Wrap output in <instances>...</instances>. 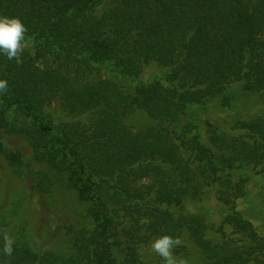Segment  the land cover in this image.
<instances>
[{"label":"trees","instance_id":"trees-1","mask_svg":"<svg viewBox=\"0 0 264 264\" xmlns=\"http://www.w3.org/2000/svg\"><path fill=\"white\" fill-rule=\"evenodd\" d=\"M0 16L29 44L22 64L0 54V163L29 196L0 189V264H164V234L187 264H264L236 204L264 178V117L200 118L235 89L264 103V0H0ZM135 114L151 124L132 132ZM205 195L219 226L182 212Z\"/></svg>","mask_w":264,"mask_h":264},{"label":"rangeland","instance_id":"rangeland-1","mask_svg":"<svg viewBox=\"0 0 264 264\" xmlns=\"http://www.w3.org/2000/svg\"><path fill=\"white\" fill-rule=\"evenodd\" d=\"M27 49L29 44H27ZM152 74V73H149ZM109 76L107 69H102L96 76L106 79ZM149 76V75H148ZM147 77V76H146ZM232 107L228 112L218 113L216 110L211 112H201L200 118L203 122H210L216 127L223 124L233 125L240 121H246L256 117H264V103L258 97L251 96L235 89L232 92ZM55 112L63 113L64 110L58 106H52ZM65 114V112H64ZM126 124L132 132H138L151 124L148 116L130 115ZM0 189L7 190L10 201L13 202H29V196L25 190L21 188V180L14 176L7 166L0 163ZM38 209L40 205L36 198L31 202ZM237 211L240 212L245 220L250 221L256 231L264 236V178L259 176L257 180L249 185L248 190L243 198L236 201ZM183 213H202L207 218L211 227L219 226L220 216L226 213L224 206L212 198L211 195L203 196L199 201H187L183 208ZM41 221V215H40ZM51 222V220H50ZM215 224V225H213ZM216 229H212L214 231ZM228 234L232 233L231 228L225 227Z\"/></svg>","mask_w":264,"mask_h":264},{"label":"clouds","instance_id":"clouds-1","mask_svg":"<svg viewBox=\"0 0 264 264\" xmlns=\"http://www.w3.org/2000/svg\"><path fill=\"white\" fill-rule=\"evenodd\" d=\"M26 32L27 28L19 18L0 16V54L10 61L15 60L18 65L22 64V55L28 46L25 39ZM7 91V80L0 79V94H5ZM3 240V254L6 257H11L15 241L6 232ZM181 244L180 237L164 234L150 241V250L160 256L164 264H187L185 258L174 253V249ZM5 264H10V261H6Z\"/></svg>","mask_w":264,"mask_h":264}]
</instances>
